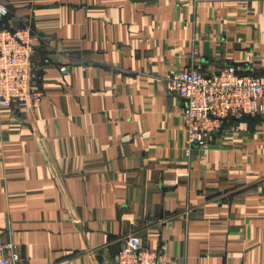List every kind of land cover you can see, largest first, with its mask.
<instances>
[{
    "label": "crops",
    "instance_id": "1",
    "mask_svg": "<svg viewBox=\"0 0 264 264\" xmlns=\"http://www.w3.org/2000/svg\"><path fill=\"white\" fill-rule=\"evenodd\" d=\"M0 2L2 26H33L41 92L0 112V239L22 264H113L131 232L175 264H264V114L187 156L163 78L264 82V0Z\"/></svg>",
    "mask_w": 264,
    "mask_h": 264
},
{
    "label": "built area",
    "instance_id": "2",
    "mask_svg": "<svg viewBox=\"0 0 264 264\" xmlns=\"http://www.w3.org/2000/svg\"><path fill=\"white\" fill-rule=\"evenodd\" d=\"M0 2V20L9 13ZM33 26H2L0 24V112L14 111L35 104L41 92L34 84L39 69L34 61L37 47ZM248 59V58H247ZM60 71L67 73V67ZM167 89L185 99L183 117L186 129L185 152L190 156L194 146L206 147L232 121L245 116L264 114V82L254 74L240 73L235 65L203 73L191 65L166 74ZM136 232L124 238L122 248L115 254L113 264H175L166 243L150 248ZM24 259L12 242L0 239V264H22Z\"/></svg>",
    "mask_w": 264,
    "mask_h": 264
},
{
    "label": "trees",
    "instance_id": "3",
    "mask_svg": "<svg viewBox=\"0 0 264 264\" xmlns=\"http://www.w3.org/2000/svg\"><path fill=\"white\" fill-rule=\"evenodd\" d=\"M249 116V115H248ZM248 116H245V117H243L242 119H245V118H247ZM249 117H251V116H249Z\"/></svg>",
    "mask_w": 264,
    "mask_h": 264
}]
</instances>
